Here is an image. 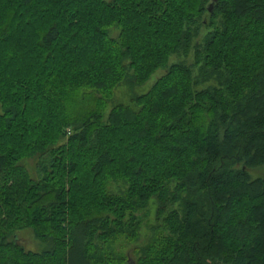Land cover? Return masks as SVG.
I'll list each match as a JSON object with an SVG mask.
<instances>
[{
  "label": "trees",
  "instance_id": "16d2710c",
  "mask_svg": "<svg viewBox=\"0 0 264 264\" xmlns=\"http://www.w3.org/2000/svg\"><path fill=\"white\" fill-rule=\"evenodd\" d=\"M211 7L197 65L169 67ZM159 68L106 115L103 93ZM262 165L264 0H0V264H264ZM154 198L184 214L126 263L114 247Z\"/></svg>",
  "mask_w": 264,
  "mask_h": 264
},
{
  "label": "rangeland",
  "instance_id": "374dc122",
  "mask_svg": "<svg viewBox=\"0 0 264 264\" xmlns=\"http://www.w3.org/2000/svg\"><path fill=\"white\" fill-rule=\"evenodd\" d=\"M222 22L223 16L221 14L215 15L213 13V10L210 14L204 15L202 20L200 22L198 21L200 32L193 42L194 48L190 50V52L186 55L177 54L171 56L168 61L169 67L178 63H186L187 65L189 64L192 66H196V50L198 49L197 52L200 51L199 48L204 44L206 37L209 34L214 33ZM119 34L120 28L113 27L110 31V35L114 38L118 37ZM128 65L129 63H126L127 67ZM165 70L166 69L164 68H159L144 84L137 83V85H133V78L130 77V79H127L126 81L124 80L122 81V83L117 84L109 92L103 93L102 96L105 99L104 104L106 105V115L108 116L109 112L119 105L132 106L136 96L146 94L154 88L158 80L164 75ZM208 84H214V82L212 81ZM23 165L27 169L29 178L32 181L36 182L38 160L36 158L28 159L23 162ZM249 173L253 178H264V165L258 167H250ZM110 184L111 187L109 189L111 191H114L115 193H119L125 188V185H123L122 183L112 182ZM172 213L178 214L179 217L183 216L184 210L179 202L173 205L168 203L165 207L156 198L151 199L144 206V208L138 211L136 215H133L135 219L134 223H138V232L136 231L135 235L128 236V239L123 237L122 240L117 243V245L114 247V251L117 256H122L123 259H125L126 263L130 260L136 261L140 257L138 251L142 247L150 244L157 232L164 231V223L170 222L169 216ZM75 216L77 217L76 214ZM16 235L18 236V242L23 245L27 250L40 251L43 248V244L36 239V234L31 228H24L18 230Z\"/></svg>",
  "mask_w": 264,
  "mask_h": 264
},
{
  "label": "water",
  "instance_id": "95a60500",
  "mask_svg": "<svg viewBox=\"0 0 264 264\" xmlns=\"http://www.w3.org/2000/svg\"><path fill=\"white\" fill-rule=\"evenodd\" d=\"M212 10H213V8L211 7V8H210V11H212Z\"/></svg>",
  "mask_w": 264,
  "mask_h": 264
}]
</instances>
